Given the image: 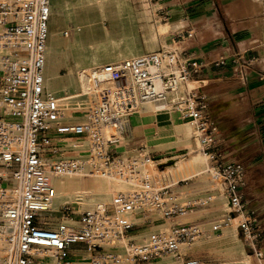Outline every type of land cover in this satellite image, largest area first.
I'll return each instance as SVG.
<instances>
[{
	"label": "built area",
	"instance_id": "1",
	"mask_svg": "<svg viewBox=\"0 0 264 264\" xmlns=\"http://www.w3.org/2000/svg\"><path fill=\"white\" fill-rule=\"evenodd\" d=\"M50 15L49 0H0V241L5 245L0 264H157L162 258L170 264H198L180 245L205 232L177 218L207 204L211 193L226 201L221 225L236 220L243 245L262 260L255 248L260 233L240 192L244 167L219 160L206 99L187 87L205 64L180 49V34L155 51L96 68L91 106L71 110L70 119H64L41 76ZM231 62L236 65L235 59ZM253 62L237 65L240 80ZM99 79L110 80L111 88L100 86ZM178 85L185 88L177 102L178 118L188 123L197 144L194 154L208 162L209 172L207 184L192 189L197 196H186L184 203L177 200L176 187L191 180L173 182L157 153L135 155L127 145L137 103L163 101ZM71 142L85 146L65 149ZM54 174L112 178L128 190L84 211L76 203L51 209ZM153 213L169 222V231L140 237L144 225L157 221L150 218Z\"/></svg>",
	"mask_w": 264,
	"mask_h": 264
},
{
	"label": "crops",
	"instance_id": "2",
	"mask_svg": "<svg viewBox=\"0 0 264 264\" xmlns=\"http://www.w3.org/2000/svg\"><path fill=\"white\" fill-rule=\"evenodd\" d=\"M148 7L162 14H150L152 24L159 21L165 29L160 35H154L155 40L167 44L180 34L181 40H177L180 49L205 64L191 79L190 82H194L189 88H197L206 99L207 113L216 127L219 160L237 162L244 167L240 192L260 233L255 248L264 256V0H153ZM60 22V16L52 12L47 22L48 32L62 30ZM221 58L224 59L222 65L217 63ZM233 59L236 65L231 62ZM252 60L254 62L245 71L244 79L240 80L237 65ZM129 124L133 142L128 146L135 155L155 149L162 157L170 150L172 154L187 149L181 150L182 147H197L194 141L189 142L188 123L180 121L178 112L136 114L129 118ZM137 146H142V151ZM176 158L179 157L163 161L173 162ZM160 162L161 158L158 164ZM193 166L169 174L170 179L173 182L197 180L205 175H186L185 169ZM87 177L89 184L85 187L79 176L54 178L56 193L81 187L99 194L97 180ZM191 182L186 184L190 190L207 184ZM255 261L264 264V257Z\"/></svg>",
	"mask_w": 264,
	"mask_h": 264
},
{
	"label": "bare ground",
	"instance_id": "3",
	"mask_svg": "<svg viewBox=\"0 0 264 264\" xmlns=\"http://www.w3.org/2000/svg\"><path fill=\"white\" fill-rule=\"evenodd\" d=\"M96 2L93 6L90 3ZM50 3V12L56 13L60 16L62 30H51L48 33V42L44 49L43 56V67H42V83L45 88L46 93L54 100L56 106L62 111L64 119H70V111L71 110H86L91 106L92 103V93L94 89V79H98L95 73V69L107 64L116 63L118 61L124 59H132L137 58L143 55L144 53L152 51L155 48V45L149 44L145 46L137 45L132 39L137 35L138 29L140 28L136 18L134 17L133 10L130 6V0H49ZM75 5H78L79 9L86 10L88 12L87 17L83 22L77 19L75 9L73 8ZM117 8L119 11V15L111 13L112 8ZM111 8V9H110ZM102 9V13H99L98 10ZM110 10V11H109ZM109 19L115 21L117 24V31L120 34L119 37L114 38L111 35V31L104 24H100V31L102 34V38L96 39L92 37V32L97 27V21L101 22L104 19ZM85 31L88 35L86 42L83 41L81 37V32ZM66 37V47L71 51L73 56V62L77 69L76 74L81 86L82 92L77 93L75 91V87L73 88V84L71 87L66 89L62 87H58L55 85L49 84L50 81L55 80V78L50 79L49 81V68L45 65L44 61L45 56L54 51H60L61 48L59 46H55L52 43L53 37ZM49 39H51L49 41ZM65 67L69 71H71V63L67 59L65 61ZM194 81L188 83V86ZM48 84V85H47ZM99 85L105 86L107 88H111V81L108 79H99ZM185 89L182 85H178L177 89L172 92H167L163 101L160 102H139L137 103L132 116L136 114H144L152 112H166V113H176L177 109H179V105H177L178 100L180 99V92ZM68 91V92H67ZM131 116V118H132ZM131 125V124H130ZM128 142V141H126ZM133 142V131L131 127V137L129 143L127 145H131ZM68 146L70 149H77L85 146V143H67L65 146ZM123 153V150H121ZM184 158H176L171 163L172 167H178L185 163ZM168 161H163L161 165L166 164ZM208 173V168L203 163H199L197 166L190 167L185 169V174L190 176H200L202 174ZM62 176H72V175H52L51 176V185L53 189V197L48 203V208L56 209L57 206L63 203H76L81 208V205H85L88 203V198L92 196H105L110 197L113 193H115V186L117 181L112 178H102L99 176L87 174V175H75L79 176L80 182L88 183V177H93L97 180V186L99 185V194H95L91 191H85L81 187L73 188L70 191H66L63 189L60 193H56L54 188L53 179H60ZM61 180V179H60ZM188 196L187 194H182L177 198L179 202L184 201ZM215 198L214 200H216ZM219 201V200H217ZM103 204V202H99L97 205ZM225 207L226 202L224 203ZM88 205H85V207ZM89 207V206H88ZM83 209V208H82ZM192 212V209L183 212V214L177 218H183L189 213ZM219 212L218 215H221L222 210H217ZM224 212V211H223ZM155 213L153 216L150 214V218L154 219ZM215 216V215H213ZM211 217V216H210ZM223 219H219L215 222L206 223L200 225L198 231L209 230L212 233L213 230H218L215 234H210V236L197 237L193 239L191 243H182L180 245L184 250L195 249L202 246L208 247V245H219L225 249L228 254L231 255H240L244 254L242 248V242L236 237L235 223L236 220H231L230 223L226 226L221 225V221ZM157 222V221H154ZM152 222V223H154ZM151 223V224H152ZM168 221H164L163 223L154 224L146 231L142 232L140 237H147L149 234L154 232H168L170 226ZM202 235V234H201ZM5 247L4 243L0 241V249ZM200 249V248H199ZM84 257L88 256V253L83 254ZM244 256V255H242ZM170 262V261H169ZM232 264H243L240 261H234ZM246 264V263H244Z\"/></svg>",
	"mask_w": 264,
	"mask_h": 264
},
{
	"label": "rangeland",
	"instance_id": "4",
	"mask_svg": "<svg viewBox=\"0 0 264 264\" xmlns=\"http://www.w3.org/2000/svg\"><path fill=\"white\" fill-rule=\"evenodd\" d=\"M91 5H95L96 2L90 3ZM130 6L133 10V14L134 17L136 18V21L139 25V29H138V33L137 35L132 39L133 42H135L137 45L140 46H145V45H149V44H153L155 45V48L152 49V51H155L157 49V47H159V45H164L163 42L158 43L155 40L154 35L155 34H161V32H163L165 29L163 28V26L161 25V22L156 21L154 24H152V21L150 19V14L152 13V9L148 6H150V4H147L146 0H130ZM75 9V13H76V17L78 20H80V22H83L85 20V18L87 17L88 12H86V10L83 9H79L78 5H75L73 7ZM112 8V11H110L112 14L114 13L116 15V17L119 15V11L117 8ZM110 8V9H111ZM99 13H102V9L98 10ZM52 13V10H51ZM62 19H60L61 21ZM61 23V22H60ZM98 25L97 27H95V29L92 32V37L96 38V39H100L102 38V34L100 31V24L104 23L108 29L111 31V35L114 38L119 37V33L117 31V24L115 21L109 20V19H104L101 22L97 21ZM64 30H62L63 32ZM81 37L83 39L84 42H86L88 35L86 34L85 31L81 32ZM51 39H49L50 41ZM52 43L55 44V46H59L61 48L60 51H54L50 54H47L45 56V61H44V68L45 65L49 68L50 73H49V81L52 78H55V80L50 81L49 84L51 83L52 85L58 86V87H62L64 89L71 87V85L73 84V88L75 89V91L77 93H81L82 89L81 86L79 84L78 78H77V74H76V67L75 64L73 62V56L70 50L67 49L66 47V37L61 36V37H53L52 38ZM151 52V51H150ZM69 60L71 63V71L69 73V71L66 69L65 67V61ZM62 69V70H61ZM60 70V72L58 73V71ZM48 85V84H47ZM68 92V91H67ZM185 93V89H183V91L180 92V98L184 95ZM185 96V95H184ZM184 123V121H182ZM187 129L189 130V137H190V128L187 125ZM193 139L192 137H190L189 142L192 144L193 143ZM195 142V141H194ZM65 149H68V147H64ZM115 148H117L119 150L120 145H115ZM183 148H187L183 151H177L175 153L170 154V151L166 152L165 155H162L161 158V164L163 162V159L165 158H175V157H180V158H184L186 161L185 163H183L181 165V168H176V167H172L170 165L166 166V164H163L162 166L165 167V169L169 172L170 175H172L173 173L178 172L179 169H184L188 166H192V165H196L199 163H203L205 164V162L203 161V159H201L198 155H195L194 153H192V150H196V147H182L180 148L181 150ZM192 148V149H190ZM177 149V148H176ZM173 150V149H172ZM152 152L157 153L158 150L152 149ZM172 161H168L167 164H171ZM160 164V165H161ZM206 165V164H205ZM206 168L207 165H206ZM209 178V172L206 173L205 175H203L200 179L197 180H191V181H199V182H204L203 185L206 184V180ZM188 180V179H187ZM89 184V183H87ZM86 181L83 182V187L87 186ZM192 186V185H191ZM190 186V187H191ZM128 190V187L121 183L118 182L116 183L115 186V193L118 192H125ZM176 191L178 192V197H180L182 194H187L190 195L192 197L197 196L198 192H194L195 190L190 191V189L186 186V185H181V186H177L176 187ZM211 197H209V202L203 206L197 207V208H193L192 212L189 213L188 215H186L183 218L178 219V221H183V222H195L197 229L199 230V226L206 224V223H210V222H215L219 219H223V217L225 216V213L227 211V208L225 207V199L224 198H217L216 196H214V193L210 194ZM177 197V198H178ZM205 196H203L204 198ZM110 197H105V196H92L88 198V203H85V205H88L89 207H94L96 206L99 202H103L106 203L108 202ZM215 198H217L216 200H214ZM97 199V200H95ZM219 200V201H217ZM184 201H181L180 203H184ZM85 205H81L82 208L80 207L78 210L79 211H84V210H88L90 209L88 206L85 207ZM222 210V213H220L221 215H218L219 212H217V210ZM224 211V212H223ZM39 215L41 216H54L55 214L53 213H48V212H41L39 213ZM153 216V214H151ZM215 215V216H213ZM211 216V217H210ZM154 219H157V222H154L152 224H146L142 227L141 231L139 232V235L146 231L148 228H150L152 225L154 224H159L160 222L163 223L164 221H158V216L154 215ZM169 224V223H168ZM170 226V224H169ZM205 232L204 234L200 235V237H208L210 236V234H215L218 231H214L212 233H210L209 230H204L201 231L200 233ZM236 237L241 240L242 242V248L244 251V254H240V255H231L228 254L224 248H222L219 245H207L199 247V248H195V249H189L186 251H189V255L190 258H192V260H195L198 264H232V262L234 261H240L243 264H256V259L252 256V252L246 248L243 245V240L242 237L238 234H236ZM196 239V238H195ZM192 242V241H191ZM190 242V243H191ZM183 249V248H182ZM244 255V256H242ZM161 263H167L170 264L168 258H162L160 260L159 263L157 264H161Z\"/></svg>",
	"mask_w": 264,
	"mask_h": 264
}]
</instances>
